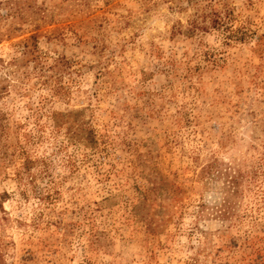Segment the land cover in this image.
<instances>
[{
  "label": "rangeland",
  "instance_id": "rangeland-1",
  "mask_svg": "<svg viewBox=\"0 0 264 264\" xmlns=\"http://www.w3.org/2000/svg\"><path fill=\"white\" fill-rule=\"evenodd\" d=\"M0 264H264V0H0Z\"/></svg>",
  "mask_w": 264,
  "mask_h": 264
},
{
  "label": "trees",
  "instance_id": "trees-1",
  "mask_svg": "<svg viewBox=\"0 0 264 264\" xmlns=\"http://www.w3.org/2000/svg\"><path fill=\"white\" fill-rule=\"evenodd\" d=\"M228 186H229V187H234V188H236L237 183H236V179H235V177H231V178L229 179V181H228Z\"/></svg>",
  "mask_w": 264,
  "mask_h": 264
}]
</instances>
